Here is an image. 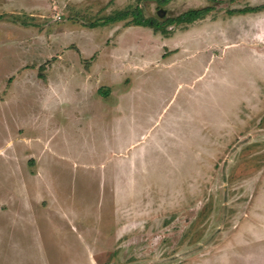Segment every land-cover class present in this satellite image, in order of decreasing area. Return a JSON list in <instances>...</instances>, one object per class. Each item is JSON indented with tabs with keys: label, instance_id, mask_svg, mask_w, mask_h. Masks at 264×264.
<instances>
[{
	"label": "rangeland",
	"instance_id": "1",
	"mask_svg": "<svg viewBox=\"0 0 264 264\" xmlns=\"http://www.w3.org/2000/svg\"><path fill=\"white\" fill-rule=\"evenodd\" d=\"M0 264H264V0H0Z\"/></svg>",
	"mask_w": 264,
	"mask_h": 264
},
{
	"label": "trees",
	"instance_id": "2",
	"mask_svg": "<svg viewBox=\"0 0 264 264\" xmlns=\"http://www.w3.org/2000/svg\"><path fill=\"white\" fill-rule=\"evenodd\" d=\"M163 2H166V0H162ZM210 8H203V9H192V10H188L185 13H183L180 17H178L177 19H171L170 23H175V24H179L181 22H185L186 24H190L193 23L195 21H197L198 19H202L204 17V15L207 14V11H209ZM246 10H255V8H246L244 10H242V12H246ZM138 12L136 13V17L134 18L135 24L139 25V26H145V27H151L153 28L155 31H159L161 30V28L163 27V22L159 23L158 21L154 22L151 19H146V18H139L138 16ZM139 18V19H138ZM161 26V27H159Z\"/></svg>",
	"mask_w": 264,
	"mask_h": 264
},
{
	"label": "crops",
	"instance_id": "3",
	"mask_svg": "<svg viewBox=\"0 0 264 264\" xmlns=\"http://www.w3.org/2000/svg\"><path fill=\"white\" fill-rule=\"evenodd\" d=\"M55 19H57V18H55ZM58 20H59V19H58ZM111 22H115V21H111ZM111 22H109V23H111ZM135 26H136V25L134 24V25L128 27V28L126 29V31L129 30V29H134L135 31H137L138 29H141V30H145V31H147V34H148V30L144 28L145 26H143V27L141 26V28H139V27L136 28ZM137 26H139V25H137ZM115 50H116V48H113V49H111V50L109 49L108 52H109L110 54H112V53H114ZM108 52H107V53H108ZM104 59H105V57H104Z\"/></svg>",
	"mask_w": 264,
	"mask_h": 264
},
{
	"label": "built area",
	"instance_id": "4",
	"mask_svg": "<svg viewBox=\"0 0 264 264\" xmlns=\"http://www.w3.org/2000/svg\"><path fill=\"white\" fill-rule=\"evenodd\" d=\"M59 18V16H57V19Z\"/></svg>",
	"mask_w": 264,
	"mask_h": 264
},
{
	"label": "water",
	"instance_id": "5",
	"mask_svg": "<svg viewBox=\"0 0 264 264\" xmlns=\"http://www.w3.org/2000/svg\"><path fill=\"white\" fill-rule=\"evenodd\" d=\"M161 13H159V15H160Z\"/></svg>",
	"mask_w": 264,
	"mask_h": 264
}]
</instances>
